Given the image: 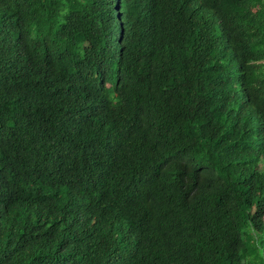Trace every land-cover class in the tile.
<instances>
[{"label": "trees", "instance_id": "trees-1", "mask_svg": "<svg viewBox=\"0 0 264 264\" xmlns=\"http://www.w3.org/2000/svg\"><path fill=\"white\" fill-rule=\"evenodd\" d=\"M0 264H264V0H0Z\"/></svg>", "mask_w": 264, "mask_h": 264}]
</instances>
